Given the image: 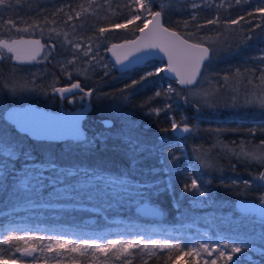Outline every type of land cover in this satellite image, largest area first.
Wrapping results in <instances>:
<instances>
[{"label":"trees","instance_id":"trees-1","mask_svg":"<svg viewBox=\"0 0 264 264\" xmlns=\"http://www.w3.org/2000/svg\"><path fill=\"white\" fill-rule=\"evenodd\" d=\"M161 0H155L153 10L163 7L166 26L176 31L184 27L183 21L189 20L191 9L179 0H168L158 5ZM232 8L219 9L221 18H236L245 15L246 11H252L261 6L260 0H242L240 6L235 5V0H227ZM220 0H213L208 4L217 5ZM104 5V0H8L6 6H0V38L19 39L36 38L42 44H55L54 49L48 48V59H44V53L37 61L19 65L13 70L14 61L0 63V113L10 104H33L49 110H58L59 107L72 106L68 100L61 99L51 92V86H65L69 83V77L65 70L72 73L71 80H79L85 91L93 89V95L82 102L88 106L87 111L80 120V126L89 138L95 134L104 133L106 141L97 140L91 146L83 145L73 139H43L36 138L17 131L11 124L6 123L0 116V142L8 141L15 149H26L33 161L49 165L54 162L56 167L63 169L92 170L93 172L112 173L121 176L131 171V179L139 181H162L157 189H152L151 196H144L143 200L155 202L161 208L164 218L171 220L175 214L185 215L189 210L187 205L188 193L183 191V185L190 183L185 175L187 169L192 176L199 175L202 182L206 183V190L210 192L209 199L212 206L225 209L233 206L241 200L249 202L261 200L264 195L262 183L256 180L261 172H264V164L256 161L245 160L237 157L228 149L239 150L241 142L243 146L252 151L264 140V109L256 106H244V94L256 89L247 83L250 77L254 84L260 75L262 65L255 60L261 50H264V29H255L251 32L247 27L237 33L223 44L217 46L216 54L211 64L207 65L202 77L194 87L181 89L174 81H170L162 74L149 78L147 83L135 86L128 92L122 93L120 89L124 84L131 83L132 79H139V75L148 69L138 67L136 70L120 72L109 62L105 48L113 42L133 37L129 29H116L101 36L99 27H109L115 23H121L124 14V0H109L110 6ZM89 8L88 13L75 18L74 11H81V7ZM63 8L64 12H57ZM74 10V11H73ZM56 13L53 16V13ZM217 9L206 6L198 11V20L189 21L188 30H193L195 23H203L212 19ZM71 14L74 20L65 23L67 16ZM14 20L17 27L24 28L34 22L44 23L55 21L50 27H55L61 33L59 37L53 35L50 39L47 30L40 33H17L12 29L7 35L3 32L2 21ZM247 19V17H246ZM181 22L177 27V22ZM139 23V22H138ZM261 23L259 18L253 24ZM75 29V30H73ZM217 26L209 25L200 29V35L215 37ZM64 33L68 34V40L73 43H81L84 47L91 41L99 44V64L89 61L82 53H75L71 46L64 41ZM245 34H250L252 39L246 42L242 39ZM197 42V41H196ZM76 55L75 63L68 64V60ZM158 61L152 59L151 65ZM101 65H107V69ZM150 65V67H151ZM79 69V71H77ZM240 69L242 75H235V70ZM256 69L255 75L251 70ZM245 70H248L245 72ZM108 75H105V72ZM229 74L225 81L223 76ZM31 74V75H30ZM28 82V95L20 99L9 96V88H5L12 81ZM173 83L180 95L172 94L168 97H154L158 89L165 87V83ZM202 89H210L207 98L209 104H205V97L192 95V92H202ZM130 93V94H129ZM80 93H77L79 96ZM128 95L125 100L122 97ZM239 96L238 103L233 106L231 97ZM181 97H187L185 103ZM152 98V99H150ZM79 101V100H77ZM76 101V102H77ZM147 101V102H146ZM80 104V105H81ZM166 104H171V110L161 111L158 115L150 112V109H164ZM79 105H73V107ZM178 124L183 122L192 127L190 133L177 134L171 129V120ZM111 120L112 127L106 129L103 120ZM256 128L255 133L249 129ZM220 129L219 132L216 130ZM137 138L141 144L140 154L133 164L132 153L124 142L128 135ZM163 138V139H162ZM173 156L178 160H173ZM27 157L17 154L14 158L15 166H19ZM201 159H208L213 164L212 168H205ZM167 166L171 167V170ZM163 169V171H161ZM150 170H154L152 174ZM0 176L5 179L0 184V210L16 202L24 200H44L49 196L41 190L32 188L26 195L18 189L15 180L8 172H2ZM244 181H249L245 186ZM167 184V185H166ZM210 204V205H211ZM230 208V207H229ZM129 212L137 215V208L132 207ZM264 218V217H263ZM55 230L62 232L58 226H52L48 221L20 220L12 216L0 215V233H6L0 237L2 240L10 234L38 235L41 232ZM176 243L184 245V241L175 239ZM0 248L6 251L4 259L9 264H39L31 257L14 259L19 257L14 249L8 245L0 244ZM177 252L172 253V257ZM160 254V253H159ZM167 255L169 253L167 252ZM166 255V256H167ZM149 264H153L149 261ZM251 264H264V258Z\"/></svg>","mask_w":264,"mask_h":264},{"label":"snow or ice","instance_id":"snow-or-ice-1","mask_svg":"<svg viewBox=\"0 0 264 264\" xmlns=\"http://www.w3.org/2000/svg\"><path fill=\"white\" fill-rule=\"evenodd\" d=\"M261 6L254 8L252 11H246L245 15L237 16L236 18H221L219 9L232 8L233 5L227 0H220L217 5L208 4L207 0H190L186 4V7L191 9L189 20L183 21L184 27L181 31H175L172 27L165 26V13L163 7L160 10H153V4L155 0H124V14L121 19L123 22L115 23L109 27H99L98 32L101 36L106 33H110L116 29H129V26H133L131 32L135 35L133 40H125L123 43H113L111 47H107L105 50L112 54L114 57V67L120 66L123 72L136 70L138 67L148 69L152 59L157 54L162 53L160 66L151 65V70L143 71L139 75V79H132L131 83L124 84L123 88L120 89L122 93L128 92L135 86L141 85L142 83H147L149 78L158 77L160 74L167 72L169 74L168 79L174 81L181 89H187L189 87H194L199 79L203 75V71L206 69L207 65L211 64L213 58L217 51V46L223 44L228 39H231L237 30L241 31L247 27L248 31L251 32L255 29H264V0H260ZM8 0H0V6H6ZM19 3V0H17ZM242 0H235V5L240 6ZM89 6L91 7V0H89ZM103 6H110L109 0H104ZM211 9L215 7L217 9L216 14L212 19H208L203 23H195L193 30H188L189 21L196 22L198 20V11L203 7ZM74 11V10H73ZM89 8L81 7V11H74L75 18H80L82 14L88 13ZM57 12H64L63 8L57 9ZM56 13H53L55 16ZM67 19L65 23L74 20V16L71 14H65ZM247 17V19H246ZM259 18L261 23L253 24L255 19ZM139 22V23H138ZM3 32L7 35L12 29H15L17 33H40L44 34L47 30L49 38L51 39L53 35L59 37L60 32L57 31L55 27H50V24H55V21H46L44 23L34 22L27 25V27L20 28L17 27V23L14 20L2 21ZM181 22H177V27L180 26ZM214 25L219 29L215 33V37H204L200 35V29ZM75 30V29H73ZM64 41L66 44L70 45L75 53H82L83 57L87 58L89 61L100 63L97 60L99 55V44H93L91 41L86 47H82L81 43H73L68 40V34L64 33ZM245 42L252 39L250 34H245L242 38ZM197 41V42H193ZM56 47L55 44L45 45L42 44L39 39H3L0 38V63L4 61H14L13 70L22 64L31 63L37 61L44 53L43 58L48 59L47 49ZM123 50V51H121ZM166 58V63L164 62ZM77 59L76 55L72 56V59L68 60V64L75 63ZM259 61L262 65L260 69V75L256 78L259 83L254 84L253 80L249 77L247 83L252 84L253 88L256 89L251 93L244 94V106H256L260 109H264V50H261L259 57L254 58ZM107 69V65H101ZM79 71V69H77ZM248 70H245L247 72ZM252 75H255L256 69L251 70ZM2 75V74H0ZM31 75V74H30ZM65 75L69 77V83L65 86L57 87L55 85L51 86L50 90L54 94H57L61 99L68 100L69 103H76L77 100L83 101L88 97L93 95V89L89 88L85 91L84 87L81 85L79 80L72 82V73L65 70ZM108 75V72H105ZM235 75H242L240 69L235 70ZM223 79L227 81L229 79V74L225 73ZM28 82L20 83L18 81H13L12 92H17L20 89H26ZM8 86L5 84V88ZM80 93L77 96V93ZM130 94V93H129ZM172 94L180 95V92L173 83H168L166 87L158 89L154 93V97H168L171 98ZM192 95H200L205 97L204 103L209 104L207 99L211 94L208 92H192ZM123 99L127 100L128 95H124ZM152 99V98H150ZM188 102L187 97H181ZM233 106H235L239 101L238 95H233L231 97ZM0 102H2V97H0ZM147 102V101H146ZM209 106H211L209 104ZM81 111H78L72 117L71 127L76 130L73 140L79 141L83 145L91 146L97 140L104 142L107 137L104 133L95 134L93 137L89 138L85 131L80 128V118L81 113L85 110V105L81 104ZM172 105L166 104L164 109L156 108L150 109L149 111L155 114H159L164 110H171ZM9 120L18 124L25 132H32L34 135L37 133H43L47 131H55L54 128H49L45 123L41 121H30L24 118L23 114L16 111H11L8 113ZM186 118H182L180 124L173 118L171 122V129L174 133H190L192 127L186 122H183ZM102 124L106 129L112 127L111 120H103ZM264 131V128L260 129ZM217 132L220 129L216 130ZM256 128L249 129L250 133H255ZM163 139V138H162ZM128 146V151L132 153L133 164L136 163V158L140 154L141 144L138 142L137 138L127 136L124 141ZM17 151L21 155L28 157L30 153L26 149H15L11 146L10 142L3 141L0 142V155L11 158L17 154ZM228 151L233 152L237 157L243 158L245 160L256 161L264 164V140L260 141L259 145L256 146L252 151L247 150L241 142L239 150L228 149ZM173 160H178V157L173 156ZM201 163L205 168H212L214 164L208 159H201ZM49 167L57 171V177L50 182L54 183L57 179L61 177H73L74 173L79 174L82 169H56L54 162H49ZM169 170L173 166H167ZM0 171L7 172V165H0ZM163 171V169H161ZM154 170H150L149 174H152ZM11 175V173H8ZM33 174L32 170H26L24 179L20 180V185L22 187L32 188L36 185L42 186L41 180H35L36 184H31V179L29 177ZM91 175L96 176L95 173ZM185 175L188 177L190 183H185L183 185V191L191 193L196 197H205L210 195V192L202 189H206V183L201 181L199 175L192 176L191 173L185 169ZM131 177V171L122 174L118 178L112 179V181L118 185L131 187V189H136L138 196L142 199L144 196H151L152 189L158 190V185L155 181L143 184L140 182H133ZM5 177L0 176V184L3 183ZM256 180L264 182V172H261ZM249 181H244V185L248 186ZM264 187V183L261 184ZM140 189H144L143 192ZM261 204H264V195L261 196ZM262 247H264V232H262L261 237ZM239 241V242H236ZM250 240L235 237L230 239H224L223 243H213L209 245L208 243L197 242L192 247H187V245H182L180 243H174L168 239H155L152 238L150 233H141V231H129L127 235L121 234L117 238L113 239H72L66 238L64 236H34V235H16L10 234L8 237L0 240V244L8 245L9 249H14L15 253L19 254V257L13 255L14 259L31 257L34 262H39V264H48L50 260L56 261L57 264H64L65 261H70L71 264H77V261H82L83 264H149L152 261L153 264H170L172 260V253L179 252L183 256H188L191 258V264H240V260L247 259L246 251L247 245ZM187 248V251H185ZM167 251L169 255L164 256L163 252ZM160 253V254H158ZM6 251L0 248V264H9L7 259H4ZM39 254V255H37ZM236 254H245L243 256H237ZM264 255V251H262ZM235 257V259H234ZM178 258V257H177ZM23 264V262H22Z\"/></svg>","mask_w":264,"mask_h":264},{"label":"rangeland","instance_id":"rangeland-1","mask_svg":"<svg viewBox=\"0 0 264 264\" xmlns=\"http://www.w3.org/2000/svg\"><path fill=\"white\" fill-rule=\"evenodd\" d=\"M167 1L161 0L158 5ZM179 1L185 4L190 2V0ZM212 1L207 0L208 3ZM197 2L199 3V0ZM259 56L260 53L256 57ZM154 65L160 66V61ZM148 70H151L150 66ZM13 81L8 84L10 97L20 99L29 94L28 88L12 92ZM21 83L24 82L21 81ZM167 84L166 82L165 87ZM209 90L202 89V92ZM82 102H87V98L83 101L79 100L73 105H80ZM73 105L61 106L56 111L72 109ZM15 156L8 158L0 155V165H7V172L11 173L9 176L15 180L20 192H25L27 195L28 191L32 189L31 186L22 187L20 185V180L24 179L26 170H32L33 174L29 177L33 180L31 184L35 185V180L42 181V186L36 185L34 190L47 193L49 198L44 200L24 198L20 202L3 208L0 215L12 216L20 220L48 221L52 226L63 229L62 232L49 230L38 235H30L64 236L72 239H113L121 234L127 235L129 231L139 230L142 234L150 233L155 239H168L174 243H176L175 239L182 240L187 247H192L197 242L211 245L217 242L223 243L224 239L231 240L235 237H241L251 242L247 245V259L242 258L240 264H251L258 262L261 257L264 258L262 255L264 247H262L260 239L262 232H264V218L257 217L249 209V201L241 200L223 210L212 206L209 195L196 197L188 193L189 211L185 215L177 213L171 220H166L159 207L160 210L156 217H142L131 214L129 209L137 208L143 199L138 196L136 189L127 186V182H125V186L114 183L112 179L120 177L118 175L93 172L87 169L82 170L77 175L74 173L75 176L73 177H61L52 183L50 181L57 177V171L49 165H44L27 157L19 166H15L13 161ZM56 169L61 168L56 167ZM1 173L2 171H0ZM91 173H95L96 176L91 175ZM133 182L149 183L139 180H133ZM155 182L158 186L162 185V181ZM140 191L143 192L144 189H140ZM246 209L250 211H245ZM90 216L94 218L91 222L86 219ZM5 235L6 233H0V237ZM163 255L166 256L167 251H164ZM236 255L243 256L245 254ZM48 264H57V262L50 260ZM64 264H71V262L65 261ZM77 264H83V262L77 261ZM133 264L136 262L134 261ZM170 264H191V258L177 252Z\"/></svg>","mask_w":264,"mask_h":264},{"label":"water","instance_id":"water-1","mask_svg":"<svg viewBox=\"0 0 264 264\" xmlns=\"http://www.w3.org/2000/svg\"><path fill=\"white\" fill-rule=\"evenodd\" d=\"M158 10V9H155ZM166 26V25H165ZM174 30V29H173ZM176 31V30H175ZM135 35L131 38L125 39V40H133L135 39ZM21 39V38H19ZM23 39H36V38H30V37H25ZM125 40H120L117 42L113 43H123ZM196 42V41H193ZM110 43L107 47H111ZM106 47V48H107ZM105 48V49H106ZM123 51V50H121ZM157 52L155 57L153 58L154 60L161 61V56L163 55L162 53H159L158 50H154ZM105 54L109 60V62L114 65V57H112V54L110 52H107L105 50ZM166 63V58L165 61ZM114 67V66H113ZM116 70L123 72L120 66H115L114 67ZM165 78L168 79L169 74L167 72L162 74ZM85 105V104H83ZM81 105L75 106L72 109L66 110V111H54V110H49L44 107L40 106H35L33 104H10L8 106H5L0 113L1 118L8 124H11L17 131L22 132L24 134L36 137V138H43V139H73L72 137L75 136L76 130L71 127L72 124V117L78 112L81 111ZM88 106L85 105V110H83V113H81V118L84 116L85 112L87 111ZM11 111H16L20 112L23 114L24 118L30 121H41L45 123L49 128H54L56 129L55 131H47L43 133H37L33 134L32 132H25L18 124L14 123L12 120H9L8 113ZM80 118V120H81ZM80 124V121H79ZM81 128V126H80ZM82 129V128H81ZM83 130V129H82ZM84 131V130H83ZM249 209L252 210L257 217L263 218L264 217V204H261L260 200L259 201H254L249 203ZM159 206L155 202H150L147 200H142L139 202L137 206V216H142V217H148V218H153L156 217L159 213ZM246 209L245 211H250ZM1 212V210H0ZM87 221H92L94 218L92 216L86 218Z\"/></svg>","mask_w":264,"mask_h":264},{"label":"flooded vegetation","instance_id":"flooded-vegetation-1","mask_svg":"<svg viewBox=\"0 0 264 264\" xmlns=\"http://www.w3.org/2000/svg\"><path fill=\"white\" fill-rule=\"evenodd\" d=\"M74 108V107H73Z\"/></svg>","mask_w":264,"mask_h":264}]
</instances>
